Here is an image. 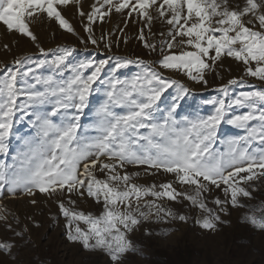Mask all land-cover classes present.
<instances>
[{
	"label": "snow or ice",
	"instance_id": "obj_1",
	"mask_svg": "<svg viewBox=\"0 0 264 264\" xmlns=\"http://www.w3.org/2000/svg\"><path fill=\"white\" fill-rule=\"evenodd\" d=\"M69 2L0 0V23L8 31H16L32 41L37 38L31 31L30 21L44 18L74 33L62 15V8ZM112 11L130 18L132 13H137L149 27L155 13V18L170 26L168 39L160 45L161 51L165 47L171 50L176 44L195 49L181 51L179 55H162L159 60L162 70L183 72L189 80L207 84L205 71L214 70L216 62L226 55L242 62L247 75L264 81V0H244L242 6L234 5L232 0H103L100 8L93 4L91 11L79 13L87 17L89 23L85 30L91 43L97 44V39L90 25L96 19L102 21ZM257 21L260 30H253ZM177 37L181 39L177 41ZM139 39L150 51L157 50V45L148 43L143 31L139 33ZM106 46L111 48V43ZM39 52L43 60L21 56L13 66H5L0 73L4 77L0 81V153L9 151L5 137L9 135L17 111L28 118L35 130V135L24 140L25 150L14 157L11 165L0 163V186L11 192L22 188L29 195H34V189L61 198L68 195L69 204H75L72 194L83 196L85 193L97 203L102 202L103 211L94 216L66 207L60 199L58 207L65 217L70 241L80 243L88 251L105 252L110 264H126L128 253L143 254L129 234L153 215V208L158 221L186 220L184 215L177 216L155 201L142 205L143 197L190 200L192 205L207 213L197 221L200 227L214 230L220 216L201 200V193L210 186L224 185L225 194L230 192L232 205L238 203V196L249 195L239 184L252 178L241 173H252L253 165L264 168V151L257 155L250 148L256 140L264 144V110L256 107L259 103V108L264 109V90L242 92L227 105L224 99L206 101L217 105L215 114L207 118L193 119L194 113L181 118L179 109L190 96V89L180 80L165 76L153 64L109 54L98 63L90 60L78 67H70L67 62L70 50L67 48L52 52L40 47ZM33 60H39L38 68L49 63L51 74L44 79L37 77L28 87H18V76L23 79L32 73L33 69L28 65ZM253 62L255 68L251 66ZM132 64L142 65L144 73L131 81L113 79L108 82L107 102L100 106L99 120L94 125L97 134L86 135L80 120L89 104L93 84L98 87L103 84L101 73L106 66L118 71ZM237 83L233 79L220 91L227 94L229 86ZM169 88H175V97L167 107V114L158 117V102ZM21 95L26 98L24 104L17 103ZM245 104L251 111L227 122L244 129L246 135L240 140L229 141L226 152L216 151L217 129L226 118V109ZM117 108L126 111L120 114L114 110ZM129 165L172 174L180 184L195 186L194 194L178 192L171 183L160 184V190L155 184L144 187L132 183L139 173L124 172L121 175L119 171ZM97 170L105 173V179L97 178ZM222 203L220 199L215 200L218 206ZM145 208L148 211H144ZM0 219L4 217L0 215ZM248 219L264 230V216ZM16 235L23 238L21 232ZM13 246L3 243L0 249L10 253Z\"/></svg>",
	"mask_w": 264,
	"mask_h": 264
},
{
	"label": "rangeland",
	"instance_id": "obj_2",
	"mask_svg": "<svg viewBox=\"0 0 264 264\" xmlns=\"http://www.w3.org/2000/svg\"><path fill=\"white\" fill-rule=\"evenodd\" d=\"M232 2L234 5L239 3L242 6L244 0H232ZM93 4L100 8L103 0H70L69 4L62 8V15L68 20L75 34L61 28L56 22L44 18L30 21L31 31L37 38L36 41H32L16 31H8L0 23V73L5 66H13L15 60L21 56H32L43 60L44 57L39 52L40 47L52 52L57 49H69L70 55L67 62L70 67H78L79 64L90 60L98 63L99 60L106 59L109 54L132 60L140 59L145 63L153 64L170 79L180 80L188 86L190 96L186 102H182L179 111L181 118H184L186 114L194 113L191 117L193 119L207 118L215 114L217 105L206 103V101L224 99L227 105L242 92L264 90V81L247 75L242 62L226 55L216 62L213 66L214 70L205 71L207 84L191 81L184 76L183 72L176 73L174 70L160 69L159 60L162 55H179L181 51L195 49L176 44L171 50L165 47L161 51L160 45L168 39L167 33L170 26L163 20L155 18V13L149 27L137 13H132L130 18L127 14L112 11L109 15H105L102 21L96 19L90 25L97 39V44L91 43L89 33L85 30V25L89 22L87 17H82L79 13L91 11ZM256 24L257 27L253 30H260L258 21ZM141 31L148 43L157 45L156 51H150L144 46L139 39ZM176 39L178 41L181 38ZM183 39L186 40L187 37ZM108 43H111V48L106 46ZM48 59L50 60L51 57ZM39 60L29 61L28 66L32 67L33 71L23 79L18 76V87H28L37 77L44 79L51 74L49 63H45L43 67H36ZM251 66L255 68V62ZM87 71L89 70H85ZM144 71L143 66L139 64H132L118 71L110 66L105 67L101 73L103 84L99 87L93 84V90L88 98L89 104L81 114L80 124L86 135L97 134L94 125L99 120L100 106L107 102L108 82L113 79L131 81L141 76ZM65 75H69L67 70ZM3 78V75H0V81ZM233 79L238 83L230 85L227 94L221 92L222 86L228 85ZM37 87L42 88V85ZM193 96L195 102H193ZM174 97L175 88H169L162 94L158 102V117L161 114H167V107ZM17 103H26V98L19 96ZM256 107L258 110H264L259 108V103ZM114 110L120 114L126 111L119 108ZM248 111H251V108L246 104L233 105L226 109V118L217 129L214 144L216 151L226 152L229 141L240 140L246 135L244 129L229 124L227 120ZM255 126L258 127V125ZM33 135L35 130L28 118L17 111L11 121L9 135L5 137V144L9 151L0 153V163L11 165L14 157L25 150L24 140ZM250 148L258 155L264 151V144L256 140L252 142ZM119 171L121 175L124 172L139 173L132 183L144 187L155 184L157 190H160L158 187L160 184L171 183L178 192L194 194L195 186L180 184L172 174L164 173L162 170L129 165ZM95 175L98 179H105V173L99 170ZM241 175H251L252 178L246 183L240 182L239 186L245 188L249 195L238 196L236 205L231 203L230 192L225 194L224 185L219 188L210 186L208 190L201 193V200L213 213L220 216V221L217 222L214 230H205L200 227L197 221L207 213L192 205L190 200L180 198L175 201L156 200L150 195L143 197L142 205L147 201H155L163 209H170L177 216L184 215L186 220L168 218L167 222L158 221L153 208V215L129 234V238L136 247L142 248L143 254L128 253L126 264H264V230L254 226L248 219L251 216L257 218L264 216V168L253 165L252 173H241ZM33 191L34 195H29L22 188L11 192L6 187L0 186V215L4 217L0 219V244L14 245L10 253L0 249V264H110V258L105 252L85 250L80 243L68 239L66 220L58 207L60 199H63L66 207L95 216L103 211L102 202L97 203L94 198L88 197L85 193L83 196L72 194L71 198L75 204H69L68 195L61 198L57 195L40 193L35 189ZM216 199H220L223 202L222 205H216ZM33 200L35 203L32 202ZM144 211L148 209L145 208ZM17 232L23 233V238L18 237ZM146 232H150L151 235H145Z\"/></svg>",
	"mask_w": 264,
	"mask_h": 264
}]
</instances>
